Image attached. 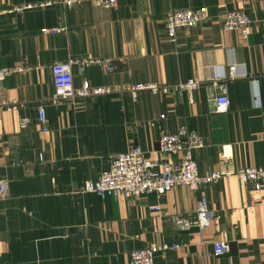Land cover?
Here are the masks:
<instances>
[{
    "label": "crops",
    "instance_id": "crops-1",
    "mask_svg": "<svg viewBox=\"0 0 264 264\" xmlns=\"http://www.w3.org/2000/svg\"><path fill=\"white\" fill-rule=\"evenodd\" d=\"M99 1L0 0V70L20 69L0 80V184L7 188L0 264H130L133 251L163 244L178 248L156 254L154 264H264V185L255 191L234 175L207 186L214 218L190 231L172 221L196 213L199 195L188 187L132 199L83 191L134 146L163 160L161 136L184 126L202 138L194 152L201 175L218 171L224 154L235 170H264V0H116L113 8ZM36 4L46 6L13 10ZM190 9L206 10L208 21L178 30L171 42L167 15ZM232 10L253 21L246 40L222 28ZM56 27L65 30L41 32ZM77 59L105 60L114 70L75 66L74 88L88 82L114 92L52 103L51 67ZM223 72L230 107L215 114L210 79ZM192 79L203 85L190 95L127 91ZM223 241L230 252L217 256L214 244Z\"/></svg>",
    "mask_w": 264,
    "mask_h": 264
},
{
    "label": "built area",
    "instance_id": "built-area-1",
    "mask_svg": "<svg viewBox=\"0 0 264 264\" xmlns=\"http://www.w3.org/2000/svg\"><path fill=\"white\" fill-rule=\"evenodd\" d=\"M68 6L81 3V0H64ZM101 7L113 8L117 5L116 0H100ZM45 4L19 6L14 8L15 12H23ZM209 19V13L204 9H190L171 12L165 19L168 38L176 42V34L180 29H189L204 25ZM225 31L237 32L244 40L250 34L253 21L247 13L242 10L227 12L221 21ZM65 29L56 27L44 29L43 34H59ZM92 65H109L108 70L114 69L105 60L77 59L68 62H56L51 67L56 93L51 97L52 103L60 101H75L84 98L107 95L114 92L111 88H94L88 82H84L80 89L74 88L72 69L75 66L88 67ZM20 69L0 70V80L7 75ZM232 72V71H231ZM234 74L231 73V76ZM226 73L216 74L210 79V91L208 101L215 114H224L229 110L230 99L225 84ZM203 83L198 79L179 82L172 86H160L154 83L136 84L127 88L133 96L139 92L148 91L152 94H192L202 88ZM0 102V106H2ZM39 121L43 124V131L49 129L46 126L47 114L44 107L38 108ZM27 120L21 122V128H26ZM202 147V138L197 132L190 131L186 126L179 128L175 133L164 134L159 140L158 152L164 157L163 160L149 158L139 146H134L124 154L111 158L109 165L105 168L96 182H86L83 191L92 193L99 198H124L132 199L145 193H156L159 197L164 196L170 190L177 187H188L199 195L198 206L192 218L174 217L173 223L183 231L192 229L203 230L210 225L214 214L209 207L208 197L205 191L207 186L218 183L225 177L237 176L240 182L258 191L264 185L263 169H239L231 166L230 157L223 155L218 171L201 175L194 160V152ZM171 158H176L172 161ZM7 188L5 183L0 184L2 197L6 196ZM177 245L168 246L154 245L149 248L136 250L130 254V264H154L155 256L158 253L170 249H177ZM214 251L217 256H223L230 252V244L227 241L214 244Z\"/></svg>",
    "mask_w": 264,
    "mask_h": 264
}]
</instances>
